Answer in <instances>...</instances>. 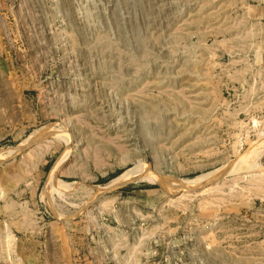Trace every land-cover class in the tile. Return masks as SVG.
Returning <instances> with one entry per match:
<instances>
[{
  "label": "rangeland",
  "instance_id": "1",
  "mask_svg": "<svg viewBox=\"0 0 264 264\" xmlns=\"http://www.w3.org/2000/svg\"><path fill=\"white\" fill-rule=\"evenodd\" d=\"M0 264H264V0H0Z\"/></svg>",
  "mask_w": 264,
  "mask_h": 264
},
{
  "label": "bare ground",
  "instance_id": "2",
  "mask_svg": "<svg viewBox=\"0 0 264 264\" xmlns=\"http://www.w3.org/2000/svg\"><path fill=\"white\" fill-rule=\"evenodd\" d=\"M57 133V132H56ZM58 134V133H57ZM50 135H52V130H49L48 128H45L44 130H41L40 132H36V133H34L30 138H29V140H37L38 139V141H42V139L44 140L47 136H50ZM59 135V134H58ZM40 141V142H41ZM67 156H68V152H66L59 160H58V162L52 167V170H50L51 171V176H54L55 175V172L56 171H58L59 169V166L66 160V158H67ZM240 161H242V163H243V160H240ZM239 163V162H238ZM237 168V167H236ZM239 168V167H238ZM58 169V170H57ZM233 169V171H234V167L232 168ZM232 171V170H231ZM218 176V175H217ZM216 176V177H217ZM126 177V178H125ZM127 177H130L129 175H125L124 174V176H122V177H120V180L119 181H122V180H127L128 178ZM214 177V174H208V175H203V176H201V177H197V178H195V179H193V180H188V181H184V180H180V179H167V178H158V179H156L158 182H161V184H163V185H165V186H169V187H174V189L176 190V191H180L181 189H183L184 187H188V186H196V184H198V183H200V182H202V181H204L205 182V180L206 179H210V178H213ZM215 177V178H216ZM52 179H55V177H52L51 179H50V183H52V185H53V180ZM217 179V178H216ZM152 180H154V179H152ZM210 181V180H209ZM212 181V180H211ZM207 182V181H206ZM192 184V185H191ZM203 185V184H202ZM50 186V185H49ZM110 187V186H109ZM202 187V186H201ZM189 188V187H188ZM104 189H107V187L106 188H104ZM198 189V188H197ZM187 190H189V189H186V191ZM103 192V191H102Z\"/></svg>",
  "mask_w": 264,
  "mask_h": 264
},
{
  "label": "crops",
  "instance_id": "3",
  "mask_svg": "<svg viewBox=\"0 0 264 264\" xmlns=\"http://www.w3.org/2000/svg\"><path fill=\"white\" fill-rule=\"evenodd\" d=\"M48 161H44V159H43V161H42V163H41V165H40V171H41V173L43 174L42 176H44V174H46L47 173V171H49L50 172V170H49V168H50V166H49V163H47ZM52 165V164H51ZM49 166V167H48ZM68 188V187H67Z\"/></svg>",
  "mask_w": 264,
  "mask_h": 264
},
{
  "label": "trees",
  "instance_id": "4",
  "mask_svg": "<svg viewBox=\"0 0 264 264\" xmlns=\"http://www.w3.org/2000/svg\"><path fill=\"white\" fill-rule=\"evenodd\" d=\"M119 173H120V172H119ZM119 173L117 172L114 176H116V175L119 174ZM114 176H111V178H113ZM111 178H109V179H111ZM109 179H108V180H109Z\"/></svg>",
  "mask_w": 264,
  "mask_h": 264
}]
</instances>
